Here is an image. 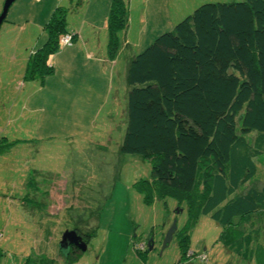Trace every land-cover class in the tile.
Here are the masks:
<instances>
[{"label": "rangeland", "instance_id": "obj_1", "mask_svg": "<svg viewBox=\"0 0 264 264\" xmlns=\"http://www.w3.org/2000/svg\"><path fill=\"white\" fill-rule=\"evenodd\" d=\"M230 1L240 0H126L128 22L120 35L128 44L112 74L108 64L103 73L84 76L74 61L56 63L58 44L41 78L25 77L29 40L8 22L16 4L9 6L0 24V264H26L28 257L31 264L39 255L51 264H177L184 250L178 231L190 251L205 253V260L192 256L191 264H264V209L234 218L225 237L208 214L193 216L184 199L158 193L151 159L119 151L125 59L196 6ZM141 37L147 43L137 48ZM255 164L253 178L261 181L264 156ZM172 222L175 233L160 250ZM66 229L89 236L85 250L69 261L58 254Z\"/></svg>", "mask_w": 264, "mask_h": 264}, {"label": "trees", "instance_id": "obj_2", "mask_svg": "<svg viewBox=\"0 0 264 264\" xmlns=\"http://www.w3.org/2000/svg\"><path fill=\"white\" fill-rule=\"evenodd\" d=\"M126 19L125 2L111 0L109 54ZM65 25V11L56 7L42 27L45 42L26 60L25 77L50 72L46 59L58 38L70 35L71 44L74 36ZM125 82L119 151L151 159L159 194L184 199L191 215L208 214L223 234L234 218L264 209V178H253L255 160L264 156V0L196 6L131 57ZM176 236L185 250V237ZM72 248L59 256L69 261L79 252ZM50 262L39 256L31 264Z\"/></svg>", "mask_w": 264, "mask_h": 264}, {"label": "crops", "instance_id": "obj_3", "mask_svg": "<svg viewBox=\"0 0 264 264\" xmlns=\"http://www.w3.org/2000/svg\"><path fill=\"white\" fill-rule=\"evenodd\" d=\"M123 1L125 2L126 0ZM127 1V3H129V1L132 0ZM110 2L111 0H14L11 5L16 4V7L14 8V14L8 22L13 24V26L17 25L18 31L21 34H25L26 38L29 40L24 46L26 51L29 49L25 57L27 60L28 56L45 42L46 33L42 27L53 10L59 7L61 10L65 11L66 32H73L74 36L71 44L62 45L61 49H59L60 51L54 54L52 58L56 60V63L60 60L66 62L68 59L69 61H74L75 64L80 67L78 75H89L91 70L96 71L97 74L99 72L103 73L107 64L111 67L110 72L112 74L119 60L120 48L128 44V38L124 33L121 34L123 37L120 38V33L123 29L118 30L116 52L109 54V49L107 47L106 16ZM126 20L127 23L128 15ZM130 25L131 24L128 23L127 27H130ZM29 28H32V30ZM146 43L145 38L141 37L138 39V42H136L137 48L144 47ZM132 56H128L125 59V73ZM86 68H89L88 72H86ZM135 254L136 256L130 253V256L144 263L143 261L145 260H142L137 253ZM179 254L180 259L177 260V264L182 261L184 264H191V259L194 255L200 260L206 259L205 253L200 255H198L199 253H193L189 250V245H187L184 253L182 252V254ZM76 255L77 253H74V257L69 260L75 259ZM126 256H128L127 253ZM248 256L251 257L252 255L249 253ZM254 257L255 253H253L251 260ZM213 264L220 263L214 259Z\"/></svg>", "mask_w": 264, "mask_h": 264}, {"label": "water", "instance_id": "obj_4", "mask_svg": "<svg viewBox=\"0 0 264 264\" xmlns=\"http://www.w3.org/2000/svg\"><path fill=\"white\" fill-rule=\"evenodd\" d=\"M14 0H4L2 9L0 11V24L5 18L7 9L11 5ZM176 226L172 222L171 225L165 231L162 240H161V248L162 250L172 239V235L175 233ZM148 249L151 248V240L147 242ZM70 246L76 247L79 251H84L86 248V242L82 239L80 234H77L74 229H66L61 233L60 239L58 241V252L63 255V257L67 256Z\"/></svg>", "mask_w": 264, "mask_h": 264}, {"label": "built area", "instance_id": "obj_5", "mask_svg": "<svg viewBox=\"0 0 264 264\" xmlns=\"http://www.w3.org/2000/svg\"><path fill=\"white\" fill-rule=\"evenodd\" d=\"M58 44H62V45H69L70 44V35L67 34H63L58 38ZM143 244L139 243L138 244V248H142Z\"/></svg>", "mask_w": 264, "mask_h": 264}, {"label": "flooded vegetation", "instance_id": "obj_6", "mask_svg": "<svg viewBox=\"0 0 264 264\" xmlns=\"http://www.w3.org/2000/svg\"><path fill=\"white\" fill-rule=\"evenodd\" d=\"M77 232V234H80L81 236H82V239L84 240V237H85V234H83V233H80V232H78V231H76ZM72 249H77L76 247L74 248H72Z\"/></svg>", "mask_w": 264, "mask_h": 264}]
</instances>
